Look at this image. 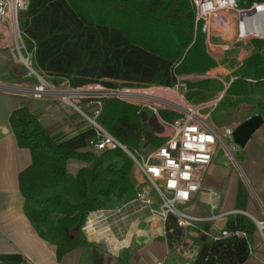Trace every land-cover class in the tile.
<instances>
[{
    "label": "trees",
    "instance_id": "1",
    "mask_svg": "<svg viewBox=\"0 0 264 264\" xmlns=\"http://www.w3.org/2000/svg\"><path fill=\"white\" fill-rule=\"evenodd\" d=\"M238 1L242 7L264 4V0ZM20 15L35 69L71 89L96 85L106 90L170 88L175 82V65L176 74L194 76L216 67L205 51L204 36L194 33L190 0H29L27 11ZM246 79L242 76L233 81L218 106L254 95L261 96L259 105H263L264 74L255 75L253 83ZM207 83H189V93L191 89L205 90ZM32 103H22L9 117L17 146L31 156L30 165L19 173V190L25 214L41 234L52 226L51 217L63 199L72 200L70 213L54 230L53 243L61 257L83 243L79 234L89 213L133 196L134 168L120 150H88L87 141L93 137L89 128L53 137L40 123V114L31 110ZM139 111L119 99L104 98L98 122L130 151L160 146L163 140L149 129ZM69 161H78L83 167L72 175L67 170ZM166 227L174 229L167 235L168 241L181 236L173 218ZM254 228L247 217L234 216L227 229L243 232L246 238L205 243L194 264H244L249 257L248 236Z\"/></svg>",
    "mask_w": 264,
    "mask_h": 264
},
{
    "label": "crops",
    "instance_id": "2",
    "mask_svg": "<svg viewBox=\"0 0 264 264\" xmlns=\"http://www.w3.org/2000/svg\"><path fill=\"white\" fill-rule=\"evenodd\" d=\"M228 17L230 19V15ZM225 38L226 41L221 40L220 43L229 44L231 50L218 61L212 59L216 67L205 75L223 84L242 76L247 77V81L255 82V75L264 74V40L237 44L230 42L231 35ZM10 43L8 34L0 30V82L22 84L29 78H26L21 64L12 57ZM26 83L30 84V81ZM27 101L32 100L0 92V264H156L158 261L162 264H194L199 255L200 241L208 238L200 232L201 229H226L229 220L234 217L230 213L234 211L264 221V104L259 105L262 102L260 95L247 99L233 98L230 104L218 106L211 112L221 110L232 117L225 127L233 129L257 115L262 117L263 123L243 148L232 140L227 141L231 157L219 147L215 150L212 162L204 172L201 188L187 206L188 212L198 218L217 216L216 219L198 223L196 228L184 230L180 237L170 241L165 237L164 224L158 217L133 221L128 228L131 234L129 247L121 250L117 256L108 254L100 245L86 242L80 232L83 243L58 257L53 243L54 230L58 221L71 209L65 211L67 213L60 212L57 218L54 213L52 226L43 229L41 234L27 218L24 198L19 190V173L30 165L31 156L28 150L17 146L9 126V117ZM64 104L67 103L61 106L58 103L33 101L31 104V110L40 114L42 126L55 138L86 129L80 115ZM154 120H148L149 127H152L150 122ZM82 167L83 164L78 161H69L67 170L75 175ZM134 179L137 180L136 184L141 182L136 171ZM120 203L112 201L111 206ZM248 244L249 257L244 264H264V230L261 235L254 228L248 236Z\"/></svg>",
    "mask_w": 264,
    "mask_h": 264
},
{
    "label": "built area",
    "instance_id": "3",
    "mask_svg": "<svg viewBox=\"0 0 264 264\" xmlns=\"http://www.w3.org/2000/svg\"><path fill=\"white\" fill-rule=\"evenodd\" d=\"M190 2L194 12V33L199 31L204 36L205 50L211 59L218 61L224 53L231 50L229 44L220 43L221 40L225 41V36L232 37L233 22L229 15L236 17L234 43L264 40V33L258 34L249 30L242 32L240 28L242 21L256 15L254 7L257 4L242 7L238 0H190ZM28 4L29 0H0V30L10 37L12 57L27 70L26 78H33L35 81L21 85L0 82V92L16 94L32 101H42L59 95L67 96L63 99L64 102L80 115L93 132V137L87 141L88 150L122 151L132 161L134 171L141 178V182L135 184L134 194L129 200L87 215L80 229L86 242L100 245L108 254L117 256L121 250L129 247L131 234L128 228L133 221L156 216L164 224L166 237L174 232L173 228L166 227L169 218H173L175 228L182 231L196 228L198 223L216 219L217 216L198 218L188 212L187 206L198 194L204 172L212 162L215 150L219 147L231 157L227 141L232 140L233 129L224 127L218 130L208 123V119L223 99L224 92L237 78L224 84L223 92L210 103L191 106L178 94L188 91L191 80L199 78L207 80L211 77L178 75L175 72L177 66L175 65L172 68L175 82L170 88L106 90L98 85L88 86L104 91H97L100 95L86 98L89 101H86L85 111L70 101V96L72 99H85L81 96L85 95L81 88L71 89L67 84H64V89L55 88L46 80L48 77L35 69L33 53L26 48L19 20L20 14L27 11ZM248 82L252 83L251 80ZM104 98H116L135 105L140 108L138 113L141 116L145 111L152 113L160 130V134L155 135L163 140L162 144L149 152L130 151L98 122ZM203 108L208 112L202 115L200 111ZM161 112L167 114V117H161ZM230 215L246 217L241 211L231 212ZM247 218L262 235L264 221ZM200 232L212 242L235 236L246 238L245 233L232 232L227 228L201 229ZM156 264L162 262L158 261Z\"/></svg>",
    "mask_w": 264,
    "mask_h": 264
},
{
    "label": "rangeland",
    "instance_id": "4",
    "mask_svg": "<svg viewBox=\"0 0 264 264\" xmlns=\"http://www.w3.org/2000/svg\"><path fill=\"white\" fill-rule=\"evenodd\" d=\"M20 17H21V15H20ZM231 19V21L233 22V24H232V26H231V33H232V37L230 38V42L231 43H234V40H235V37H234V34H235V31H236V22H235V19H236V17L235 16H231L230 17ZM19 20H21V18H19ZM234 20V21H233ZM21 23V22H20ZM225 41H226V38H225ZM22 66V65H21ZM22 68L24 69V72H25V74H27L28 72H27V70L25 69V67L24 66H22ZM27 79H25V81H26ZM51 85H54L55 86V88H59V89H64L63 87H64V84L63 83H60V84H55L54 83V81L53 80H51V79H46ZM198 81H200V80H191L189 83H195V82H198ZM26 82H29V81H26ZM25 82V83H26ZM17 85H21V84H17ZM225 89V85L221 82V81H219V80H217V79H215V78H213V79H209V81H208V83H207V87H206V89L205 90H203V91H201V92H199V91H197V90H195V89H191V93H189L190 92V90H189V87L187 88V92L186 93H179L178 95H182L183 96V100L187 103V104H189V105H191V106H196V105H200V104H203V103H210L212 100H213V98L215 97V96H217L219 93H221L223 90ZM81 91H83V93H85V95H81L83 98H85V99H80V100H78V99H72V97L70 96V101L71 102H73L74 104H77V106L79 107V108H81V109H83V110H85V111H87L86 109H85V104H86V101H89L88 99H86L87 97H91V98H93V97H95V96H97V95H100V93H97V91L99 92L100 90H95V87H88V86H85V87H83V88H81ZM102 91H104V90H102ZM102 91H100V92H102ZM186 94V95H185ZM197 94L198 95H200V96H203L204 97V99H200L199 98V96H197ZM67 96H61V95H59V96H54V97H49V98H47V99H45V100H42V101H34V102H43V103H45V102H47V103H58V104H61V106H62V104L64 103V98H66ZM232 102H234V101H232ZM227 103H229V102H227V101H225V103L223 104V106H225V105H227ZM65 106H66V108H69V109H72L68 104H64ZM235 105H238L239 106V104H235ZM233 106V105H232ZM73 110V109H72ZM221 110H218V111H214L212 114H211V117H210V119H208V123L209 124H211V125H213L216 129H218V130H221V129H223L224 127H225V125H229L230 124V122H231V119H232V117L230 118L229 116H227L226 114H224V113H222V112H220ZM207 112V109H205V108H203L201 111H200V113L203 115V114H205ZM146 113V116H147V120H154V122H150L151 124H152V127H150L149 129L150 130H152L155 134H160V130H159V128L157 127V123H156V117H154L153 116V114L152 113H148V111L147 112H145ZM144 115V114H143ZM161 116V115H160ZM162 117V116H161ZM84 122V124H85V126H86V128H89V126H87V123L85 122V121H83ZM90 129V128H89ZM155 136H157V135H155ZM158 138V137H157ZM150 150H152V149H148L147 148V150H143L144 152H149ZM136 182H137V180H135L134 179V183L136 184ZM111 205H113V204H109V207H112ZM71 206H72V200L69 198V197H65L64 199H63V202H62V204H61V206H60V208L57 210V212L55 213V217L57 218L58 216H59V213L60 212H65V211H69L70 209H71ZM67 212H65V213H67ZM66 215V214H65ZM53 220H55V218L53 219ZM201 243H200V250H201V248H202V245L204 244V243H209L210 242V240L208 239V238H204L203 240H201L200 241ZM200 250H199V252H200Z\"/></svg>",
    "mask_w": 264,
    "mask_h": 264
},
{
    "label": "water",
    "instance_id": "5",
    "mask_svg": "<svg viewBox=\"0 0 264 264\" xmlns=\"http://www.w3.org/2000/svg\"><path fill=\"white\" fill-rule=\"evenodd\" d=\"M142 117L143 121H145L148 125L149 121L147 120L146 114H144ZM262 123V117L260 115H257L248 118L247 120L233 128L231 135L233 143L238 147L243 148L250 137L259 129Z\"/></svg>",
    "mask_w": 264,
    "mask_h": 264
},
{
    "label": "bare ground",
    "instance_id": "6",
    "mask_svg": "<svg viewBox=\"0 0 264 264\" xmlns=\"http://www.w3.org/2000/svg\"><path fill=\"white\" fill-rule=\"evenodd\" d=\"M254 13L256 15L252 18L248 19L247 16L244 17L245 19H247L245 21H242V24L240 26L242 32H247V30H249L258 34L264 33V4H257L254 7Z\"/></svg>",
    "mask_w": 264,
    "mask_h": 264
}]
</instances>
